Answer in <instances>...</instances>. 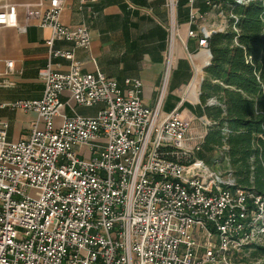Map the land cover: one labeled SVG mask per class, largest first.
<instances>
[{"label": "built area", "instance_id": "obj_1", "mask_svg": "<svg viewBox=\"0 0 264 264\" xmlns=\"http://www.w3.org/2000/svg\"><path fill=\"white\" fill-rule=\"evenodd\" d=\"M224 1L186 0L213 10ZM64 3L0 0V28L21 12L18 31L51 32L41 100L0 106L37 115L16 143L0 120V264H233L234 254L264 245V198L230 192L229 176L195 159L204 135L178 112L160 118L158 107L146 108L140 81L122 89L98 71L83 73L73 52L54 49L91 44L86 27L62 25ZM201 34L207 50L211 34ZM58 59L68 72L53 69ZM78 108L98 111L84 117Z\"/></svg>", "mask_w": 264, "mask_h": 264}, {"label": "crops", "instance_id": "obj_2", "mask_svg": "<svg viewBox=\"0 0 264 264\" xmlns=\"http://www.w3.org/2000/svg\"><path fill=\"white\" fill-rule=\"evenodd\" d=\"M38 1L5 0L14 4ZM201 7L195 4L191 8L186 0H65L62 25L71 30L86 27L91 44L83 50L56 42L54 49L73 52L83 73L98 71L122 89L126 80L140 81V99L146 108L158 107L160 118L178 112L194 134L205 136L210 122L203 115L205 107L200 97L210 56L209 51L198 46V39L202 29L211 35L223 31L225 20L220 21L211 12L202 14ZM194 15L196 19L192 21ZM210 17L216 19L212 24ZM15 24L24 26L21 12L10 20V26L0 28V106L38 101L43 96L40 72L48 61L45 43L51 32L33 25L20 32ZM189 31L196 32L197 38H189ZM9 62L12 70L6 68ZM53 69L66 73L69 62L54 60ZM215 103L210 100L207 106ZM97 111L98 108L77 109L78 115L84 117H93ZM0 120L9 124V141L16 143L29 137L37 115L5 107L0 108Z\"/></svg>", "mask_w": 264, "mask_h": 264}, {"label": "trees", "instance_id": "obj_3", "mask_svg": "<svg viewBox=\"0 0 264 264\" xmlns=\"http://www.w3.org/2000/svg\"><path fill=\"white\" fill-rule=\"evenodd\" d=\"M197 4L202 14L222 17L225 28L207 38L211 61L200 98L210 126L195 159L217 173L216 165L226 161L223 175L233 185L225 189L264 198V0L245 5L225 0L215 10ZM210 100L216 103L207 106ZM244 250L264 264V245Z\"/></svg>", "mask_w": 264, "mask_h": 264}, {"label": "rangeland", "instance_id": "obj_4", "mask_svg": "<svg viewBox=\"0 0 264 264\" xmlns=\"http://www.w3.org/2000/svg\"><path fill=\"white\" fill-rule=\"evenodd\" d=\"M220 18V21L221 20H224L222 17H219ZM210 24H212V22H214L216 19H212L210 17ZM208 23V22H206ZM219 158V156H218ZM216 167L220 168L221 171H219V173H222L224 174V171H226L225 169L228 167L227 165V162L225 161L224 163H222L221 165L217 164ZM211 169V168H210ZM212 172H216L218 170L216 169H211ZM231 262L233 264H262L263 260L257 256V255H254V252L252 250H243V251H240L236 254H234L231 258H230Z\"/></svg>", "mask_w": 264, "mask_h": 264}, {"label": "water", "instance_id": "obj_5", "mask_svg": "<svg viewBox=\"0 0 264 264\" xmlns=\"http://www.w3.org/2000/svg\"><path fill=\"white\" fill-rule=\"evenodd\" d=\"M209 56H210V61H211V55H210V53H209ZM210 61H209L208 65L210 64Z\"/></svg>", "mask_w": 264, "mask_h": 264}]
</instances>
